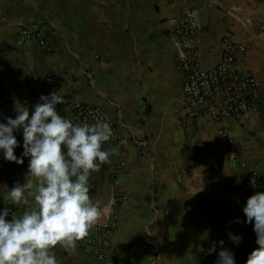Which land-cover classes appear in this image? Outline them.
Wrapping results in <instances>:
<instances>
[{"label":"crops","instance_id":"1","mask_svg":"<svg viewBox=\"0 0 264 264\" xmlns=\"http://www.w3.org/2000/svg\"><path fill=\"white\" fill-rule=\"evenodd\" d=\"M185 7L198 10L202 67L221 61L228 36L247 46L238 63L255 74L264 92V0H0V82L17 100L27 97L36 105L41 95L57 92L100 105L123 123L103 146L117 153L89 178L90 196L104 209L98 222L108 218L114 195L122 197L112 233L114 258L129 264H152L154 258L153 264H216L223 247L235 264H246L258 245L243 212L253 193L242 188L236 157L264 176V115L208 127L184 121L173 31ZM37 19L52 35L50 52L20 33L22 24ZM47 73L54 75L52 86L45 82ZM57 111L81 124L73 113ZM14 135L15 155L24 164L7 161L0 150V214L3 193L23 184L28 171L23 132ZM32 206L29 198L18 213ZM214 243L216 251L208 254ZM54 251L59 264H104L78 248Z\"/></svg>","mask_w":264,"mask_h":264},{"label":"clouds","instance_id":"2","mask_svg":"<svg viewBox=\"0 0 264 264\" xmlns=\"http://www.w3.org/2000/svg\"><path fill=\"white\" fill-rule=\"evenodd\" d=\"M65 99L53 92L41 95L30 114L24 104H16V117L0 123V150L4 159L23 165L15 155L19 146L14 132L23 130V157H29L24 183L17 182L3 193L6 204L32 207L21 214L5 208L0 214V264H59L57 247L69 254L77 249L91 228L103 216L99 200L90 196L89 178L109 163L116 148L104 149L113 136L108 122L73 124L57 110ZM253 179L252 185L255 187ZM247 223L254 224L258 245L246 264H264V191L251 195L243 208ZM234 222H240L236 220ZM239 243L242 237L229 233ZM223 246L224 241L221 240ZM203 251V249H201ZM208 254L216 251L214 243ZM216 264H235L234 254L221 247Z\"/></svg>","mask_w":264,"mask_h":264},{"label":"built area","instance_id":"3","mask_svg":"<svg viewBox=\"0 0 264 264\" xmlns=\"http://www.w3.org/2000/svg\"><path fill=\"white\" fill-rule=\"evenodd\" d=\"M176 23L173 32L176 65L182 74L184 121L190 125L208 127L237 117L264 115V92L261 83L253 72L242 67L237 60V56L244 53L247 46L233 41L228 36L224 37L221 61L209 69H204L198 49L201 44L199 33L202 30L198 10L191 7L183 8ZM42 26V19L27 22L20 26V33L24 38L36 41L50 52L53 48L52 35ZM45 78V82L50 86L56 82L52 73H47ZM65 101L64 104H58L56 110L73 113L81 124L84 122L92 124L98 119L108 122L113 135L117 134L119 126L123 125L100 105L78 100ZM15 103L27 106L30 114L34 111L35 105L27 97L15 99L0 82V123H6L8 117H16ZM219 133L227 136L229 142L234 141L226 127H220ZM236 160L243 179L242 188L253 194L264 191V176L251 169L243 159L236 157ZM253 179L256 181L255 187L252 185ZM121 202V195L115 194L110 203L108 218L104 222H97L89 235L78 242L77 248L89 259L104 264H129L125 260L114 258L111 254L112 233L118 226ZM6 208L9 210L8 220H11L13 213L19 215L17 205L6 204ZM156 260L157 258H154L152 264Z\"/></svg>","mask_w":264,"mask_h":264}]
</instances>
